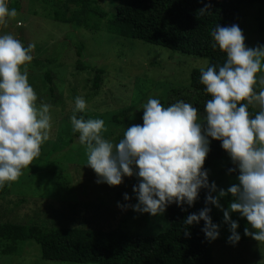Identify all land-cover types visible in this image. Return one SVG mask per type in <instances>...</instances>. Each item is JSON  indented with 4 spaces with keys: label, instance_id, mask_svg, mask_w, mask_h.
<instances>
[{
    "label": "rangeland",
    "instance_id": "rangeland-1",
    "mask_svg": "<svg viewBox=\"0 0 264 264\" xmlns=\"http://www.w3.org/2000/svg\"><path fill=\"white\" fill-rule=\"evenodd\" d=\"M97 1L107 15L103 18L90 15L86 28H76L54 18L53 12L61 10L55 0H7L9 9H16L18 15L8 19L6 26L0 25V35L11 34L25 47L29 43L35 45L33 59L27 65L28 82L37 95V107L42 103L50 106L51 128L39 157L23 169L17 181L5 183L6 191L0 195V225L6 220L30 219L45 228L83 224L140 235H153L168 227L166 211L154 217L117 206L118 202L137 203L133 186L138 179L124 176L117 186L97 183V174L85 165L86 151L78 143L79 133L72 131L70 117L75 98L83 97L87 109L77 113L78 118L103 119L106 129L103 135L114 145L128 127L143 124L140 107L149 98L159 99L164 107L178 100L190 103L198 109V122H202L204 95L190 87L189 78L192 69L206 66L208 61L111 33L108 22L115 6L130 0ZM17 21L22 22L21 27H17ZM239 27L247 47L259 46L264 39V4L244 8ZM79 42L84 45L80 59L75 47ZM41 65L46 66L41 68ZM45 69L51 76L50 85L43 76ZM95 69L103 70L97 89L93 88ZM127 107L133 111L127 125L120 127L114 123L113 116ZM228 161L231 158L226 155L211 167L210 179L217 185V194L219 189L227 190L239 183L238 175L222 171ZM125 193L129 201L124 200ZM233 199L228 194L219 202L223 209H228ZM215 212L220 235L209 242L213 262L263 264L264 242L244 235L245 227H250L246 218L238 212L230 213L231 219L239 224L237 231L241 236L233 245L228 241L231 233L223 222V211L215 206ZM4 248L5 243L0 240V264H97L43 260L39 245L32 240L25 241L17 254L11 256L3 255Z\"/></svg>",
    "mask_w": 264,
    "mask_h": 264
},
{
    "label": "clouds",
    "instance_id": "clouds-1",
    "mask_svg": "<svg viewBox=\"0 0 264 264\" xmlns=\"http://www.w3.org/2000/svg\"><path fill=\"white\" fill-rule=\"evenodd\" d=\"M210 4L198 12L210 13ZM16 9H9L7 0H0V25L15 19ZM22 22L17 21V27ZM212 48L226 54L220 66L200 68L199 82L210 95L204 105L202 122L198 109L183 100L164 107L159 99L149 98L141 105L143 124L128 127L115 145L106 139L103 119L78 118L87 109L83 97L74 101L70 122L73 133H79L78 143L84 146L87 163L97 174V183L117 186L123 177L138 179L133 186L136 204H120L138 213L158 216L175 203L178 207L192 206L202 188L208 189L205 204L223 211V222L229 226L228 241L235 245L241 239L239 224L230 213L238 212L250 227L244 235L264 242V45L247 47L245 37L236 24L221 27L216 24L210 33ZM35 45L25 47L11 34L0 35V188L15 182L40 155L41 146L49 140L50 106L36 105L37 95L28 82L27 65L32 61ZM261 75H257V74ZM258 88V91H257ZM249 106L259 110L254 116ZM221 141V147L238 168V184L218 195L215 182L209 183V172L203 168L210 151V140ZM234 198L223 209L220 198ZM124 200L130 197L124 194ZM204 207L189 214L183 224L188 226L204 221L201 231L209 242L216 240L220 225L213 223Z\"/></svg>",
    "mask_w": 264,
    "mask_h": 264
},
{
    "label": "trees",
    "instance_id": "trees-1",
    "mask_svg": "<svg viewBox=\"0 0 264 264\" xmlns=\"http://www.w3.org/2000/svg\"><path fill=\"white\" fill-rule=\"evenodd\" d=\"M48 1V0H43ZM61 10L53 12L56 20L70 23L76 28H86L90 15L105 17L107 14L98 6L97 0H55ZM205 4H210V13L199 15ZM252 4H264V0H130L115 6L108 22L111 33L129 39L141 40L162 46L171 51L207 59V66H220L226 54L218 48H212L210 33L216 24L221 27L236 24L239 26L241 12ZM264 45V39L260 40ZM79 59L83 57L84 45L75 43ZM49 63V62H48ZM44 68L46 65H41ZM86 68H90L86 66ZM103 70L95 69L93 88L97 89L102 79ZM44 79L51 84L48 70H44ZM200 68L190 72V87L204 95V101L210 95L204 92L199 82ZM50 90H52L50 86ZM258 91V88H257ZM250 115L259 109L249 106ZM133 108L127 107L113 116L116 125H127ZM210 140V151L205 158L204 169L210 172L212 165L225 157L221 141ZM236 168L228 161L222 168L226 174L239 175ZM6 191L0 188V195ZM208 189L202 188L192 206L178 207L175 203L166 208L168 227L153 235L127 234L118 229L104 230L86 225H57L41 227L34 221H4L0 225V240L5 243L4 256L17 254L20 246L32 240L40 247V257L48 261L97 264H216L213 262L209 241L201 231L204 221L188 226L190 236L184 235L183 220L192 213H199L204 207L211 208L209 215L213 223L219 224L215 206L205 204ZM212 195H218L217 192ZM19 205V202L16 206ZM13 209L10 211V213ZM264 264V263H263Z\"/></svg>",
    "mask_w": 264,
    "mask_h": 264
}]
</instances>
